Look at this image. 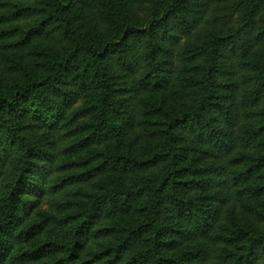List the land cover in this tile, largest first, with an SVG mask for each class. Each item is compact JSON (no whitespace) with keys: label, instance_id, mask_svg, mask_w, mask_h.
<instances>
[{"label":"trees","instance_id":"1","mask_svg":"<svg viewBox=\"0 0 264 264\" xmlns=\"http://www.w3.org/2000/svg\"><path fill=\"white\" fill-rule=\"evenodd\" d=\"M0 264H264V0H0Z\"/></svg>","mask_w":264,"mask_h":264}]
</instances>
